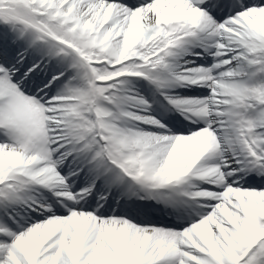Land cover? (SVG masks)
<instances>
[{
	"label": "snow or ice",
	"instance_id": "1",
	"mask_svg": "<svg viewBox=\"0 0 264 264\" xmlns=\"http://www.w3.org/2000/svg\"><path fill=\"white\" fill-rule=\"evenodd\" d=\"M0 264H264V0H0Z\"/></svg>",
	"mask_w": 264,
	"mask_h": 264
}]
</instances>
